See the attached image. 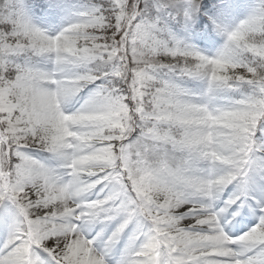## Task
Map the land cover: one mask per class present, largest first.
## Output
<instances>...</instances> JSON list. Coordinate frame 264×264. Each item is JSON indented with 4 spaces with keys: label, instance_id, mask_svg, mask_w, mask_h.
I'll use <instances>...</instances> for the list:
<instances>
[{
    "label": "snow or ice",
    "instance_id": "obj_1",
    "mask_svg": "<svg viewBox=\"0 0 264 264\" xmlns=\"http://www.w3.org/2000/svg\"><path fill=\"white\" fill-rule=\"evenodd\" d=\"M0 264H264V0H0Z\"/></svg>",
    "mask_w": 264,
    "mask_h": 264
}]
</instances>
